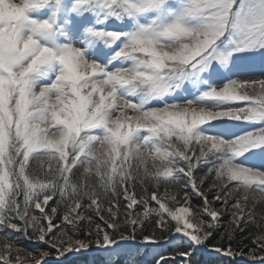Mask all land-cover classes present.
<instances>
[{"label": "snow or ice", "instance_id": "1", "mask_svg": "<svg viewBox=\"0 0 264 264\" xmlns=\"http://www.w3.org/2000/svg\"><path fill=\"white\" fill-rule=\"evenodd\" d=\"M140 248L264 264V0H0V264Z\"/></svg>", "mask_w": 264, "mask_h": 264}, {"label": "trees", "instance_id": "2", "mask_svg": "<svg viewBox=\"0 0 264 264\" xmlns=\"http://www.w3.org/2000/svg\"><path fill=\"white\" fill-rule=\"evenodd\" d=\"M26 244V247L32 250H35L37 247H40L41 245L37 246L36 244L30 243V242H24ZM215 243V241H213ZM250 244V239L245 238V234H240V240L239 245L243 247L244 245ZM236 246L235 244L233 245ZM162 252L165 253L166 257L173 258L175 256V253L172 248L165 247L161 249ZM245 252L248 251L247 248L244 249ZM153 256L154 253L151 251H145L144 253H140V251L137 250H130V255L128 256V259L134 260L137 262V264H153ZM178 259H187V257H177ZM95 259L94 256L90 255H79L74 257L73 264H92L93 260ZM201 259L196 255L195 259L193 260V264H202Z\"/></svg>", "mask_w": 264, "mask_h": 264}, {"label": "rangeland", "instance_id": "3", "mask_svg": "<svg viewBox=\"0 0 264 264\" xmlns=\"http://www.w3.org/2000/svg\"><path fill=\"white\" fill-rule=\"evenodd\" d=\"M17 2H19V0H17ZM257 218L258 219L260 218L259 214ZM43 247L44 245L41 244L40 248H43ZM132 250L134 251L136 249H132ZM139 251L140 253L145 252L144 248H140ZM79 255H86V254H76L75 257ZM197 256L202 260L201 261L202 264H229V260L231 259L228 257H223L222 255H218L212 252L211 250L201 251ZM244 259L246 260V257Z\"/></svg>", "mask_w": 264, "mask_h": 264}]
</instances>
